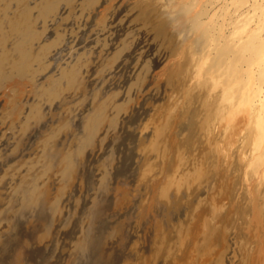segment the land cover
<instances>
[{"label":"rangeland","instance_id":"1","mask_svg":"<svg viewBox=\"0 0 264 264\" xmlns=\"http://www.w3.org/2000/svg\"><path fill=\"white\" fill-rule=\"evenodd\" d=\"M147 2L2 0L0 21H17V25L22 23V31L37 32L39 38L27 53L36 56L41 48L42 52L37 58L29 55L33 70L27 77L31 82L17 76L24 87L10 84L3 89L5 93L0 92V264H90L98 243L105 251L114 252L130 242L125 254L135 242L150 249L158 231L175 235L177 219H185L192 211L187 208L191 195L193 204L201 196L202 206L207 208L199 209L204 212H209L214 197L219 206L224 201L220 210L222 207V213L238 218L234 217L236 230L249 232L255 226L251 223L252 194L241 188L245 187L243 181L246 184L244 172L234 157L229 165L219 164L208 132L201 126V114H188L186 123L193 119L194 125L181 135L174 122L164 126L161 136L154 133L158 124H166L165 109L180 88L174 91L178 82L170 63L176 60L169 51L176 46L170 43L173 33L164 26L168 32L164 37L158 35L154 28L160 13H149L155 6ZM164 6L175 5L169 2ZM12 46V39L5 40L6 49ZM169 67L172 70L167 72ZM189 106L197 107V103ZM187 109L189 113L191 108ZM196 145L206 148V153ZM178 155L195 163L206 160L204 170L213 166L208 174L214 180L209 175V187L201 184L200 190L189 185L201 194L189 187L190 192L188 186L178 190L185 204L174 202V192H179L171 189V205H164V177L178 172H173L179 166ZM203 156L211 157L209 163ZM220 183H225L224 187ZM244 200L249 201L248 206ZM260 203L258 209L264 212V201ZM239 235L237 240H241ZM236 244L218 252L225 257L222 263H211L264 264V248L256 252L252 246L244 248L240 241ZM125 259V255H116L113 260L123 264ZM127 262L138 263L137 258ZM154 264L170 262L164 256Z\"/></svg>","mask_w":264,"mask_h":264},{"label":"bare ground","instance_id":"2","mask_svg":"<svg viewBox=\"0 0 264 264\" xmlns=\"http://www.w3.org/2000/svg\"><path fill=\"white\" fill-rule=\"evenodd\" d=\"M169 2H172L175 6H164V3ZM148 4H154L155 6L154 8L152 7V11L154 10V12L150 11V9V12L148 11L149 13L152 15L153 13H160L158 14L156 22L154 21L156 24L154 29L158 31V35L163 37L166 35L168 30H166L167 28L163 29L164 26H168V29L171 28L170 33H173L174 40L170 43L174 45L176 44V46L175 48H170L171 50L169 51L171 52V57L173 56L176 60L175 63L172 60L173 64L172 62L170 63L174 68L173 74L175 73L174 77L177 78L178 82V85L174 86V91L176 88H180L179 92L177 91V94H174L173 92V100H170L172 97L169 95L171 98L168 100H170L169 102L171 103L169 106L168 102L169 107H165L167 113L165 122H167L166 124H158L159 126L155 128L154 133L161 136L164 131V126L170 125L168 124L169 122H174L177 125L176 128L178 129V134L181 135L182 132L190 130L191 124L194 125L192 117L191 124L186 123V119L189 117L188 114L191 113V115H194L193 117H195L196 114H201V126L206 132H208V141L212 143L210 144L213 145L212 147L217 152L215 158L218 160L219 164L223 163L229 165L232 157H234V160L236 161L235 163H237V166L242 170L241 172H244V175H242L246 180V184L241 180L238 182H242L245 187L241 188H245L250 194H252L251 198L254 201L253 207L250 206L251 198L248 199L252 211L254 209L253 215H251V223L255 226L252 225V229L249 232H242L238 228L236 230V227L233 226V223H235V216H232L229 213H222V209H224L222 207L225 206L224 201L222 205L220 204V206H222L221 211L220 206L217 203L218 201L214 202L215 197H212L214 205H212L213 202L210 204V201L209 212H204V210L201 211L199 209L205 204L204 200H201V196L199 197L200 200L198 199V203H194V205L192 201L194 197L191 195L192 199L188 196L190 206L187 208L192 211H189V213L187 211L188 214L185 219L181 216L184 220L178 218L176 221L177 223L174 225L172 224L175 229L174 236L172 233H169V231H164L163 234L158 231V234L160 233L162 236L159 235L160 237H158V234L156 235V240H153V244L149 247L150 249L141 245L138 247L135 242L136 244L134 243L130 248L131 252L126 254L125 252L130 242L121 245L119 250L114 252L105 251L98 243L97 249L95 248L92 255V261L90 264H117V261L113 260L116 255L119 257L125 255L126 259L123 264H154V261L157 258H162L164 256H166L170 264H212L211 262L213 260L222 263L223 258L225 257L219 256L220 253L218 254V252L230 249L233 245L238 246L236 244L237 241H240L244 248L252 246L256 252H259L264 248V223L262 221L264 212L258 209L260 208V201H264V0H148L146 5ZM0 6H2V0H0ZM52 7L53 6L50 8ZM8 22V20L7 22H5V20L0 21V35L2 36L0 38V92L9 87L10 84H17V86L20 85L18 86L19 88L24 87V83H22L21 80H18L16 78L17 76L24 80V82L25 80L29 81L30 78L27 76L29 75V72L33 70L31 65L33 62L30 64L31 58L29 55L31 54L28 55L27 50L32 42L39 38L37 32L29 33L25 29L22 31V23L17 25V21H10L11 24H8ZM6 24H8L9 27H5ZM6 28L7 30H5ZM177 34L179 35L177 36ZM9 38L13 41L12 49H6L4 47L5 40ZM169 39L172 38L169 37ZM41 49L40 51L42 52ZM30 52L31 50L29 53ZM36 56H32V58ZM170 69L171 67L168 68L167 72H169ZM178 94L179 96L177 97ZM193 103H197V107L194 106L193 108L189 106ZM187 108H191L189 113H187ZM170 129H172V127ZM166 130L170 131L169 129ZM192 131L191 133L194 134ZM191 135L189 140H191ZM185 136L187 138V135ZM167 141L169 142V140ZM161 145L160 151L162 149ZM173 146L176 147L175 143H173ZM163 147L165 148V144ZM197 147H199V145ZM202 147L200 151H205L206 148L204 147L205 150H202ZM185 150L186 149L183 147L182 151ZM206 151L204 153H206ZM181 154L180 151V155ZM180 155H178V159L176 158V161L179 164L177 167L179 170H176L177 168H175V170L173 169V172H178L176 174L166 173V177H164L165 181L162 191L164 205H171V189L175 188V191H178L181 190V188L188 186L187 190L191 188L192 192L197 193L202 187L210 185L208 184V181L210 180L209 178L212 177L211 174H208L210 165L208 164L209 168H207L206 171L204 170L206 166L203 162L206 160L201 158V160L198 159L199 162L195 163V161L192 160L194 161L192 162L190 160L192 158H190L189 161L192 162V164H195L189 166V161L186 160L187 157L185 158L186 154L183 157ZM203 157L206 158V156ZM160 158L163 159V156ZM164 158H166L165 155ZM210 158H206L207 161H210ZM168 165H172V162ZM164 166L165 165H163V167ZM217 166L219 165L217 164ZM234 166L235 164L233 167ZM173 167H175V165H173ZM168 168L170 169V167H167L165 170L168 171ZM219 168L222 167L220 166ZM224 168L226 167H223V169ZM226 170H228V168ZM220 171H222V169ZM238 172L239 171H237V173ZM220 173L222 174V172ZM226 173L227 172L225 171L222 175L224 176ZM216 174L217 173H215V175ZM221 176L216 177L221 178ZM234 176H239L238 178H240L241 175L236 174ZM238 178H236V180H238ZM213 180L214 177H212V181ZM252 181L254 182L252 183ZM195 182L198 183L195 184ZM224 182L226 183V181ZM190 184L197 185V187H200L201 184L203 186L200 188L195 187V190L198 189L195 191L192 188L194 186H189ZM214 184L218 183L216 182ZM220 184L222 186L224 185L222 183ZM226 185L228 184L226 183ZM237 185L238 183L235 186ZM215 186H212L213 190H211L213 192ZM238 186L240 188V184ZM238 186L236 187L237 189ZM236 188L234 189L237 191ZM191 190L189 191L191 192ZM208 190L209 188L207 191ZM223 190L225 189L223 188ZM212 191L209 192L212 193ZM219 191L215 190V192ZM178 192L179 193L174 192L176 193V196L174 197V202L176 204H179L178 201H180V203L183 201V198L180 197L181 191ZM199 193L200 192H198V194ZM210 193L208 195H211ZM223 194H225V191L221 195L224 196ZM221 195L220 198L222 197ZM205 197L206 196H204V199ZM243 198H245V196ZM231 200L233 201V199ZM249 201L247 202L249 203ZM184 202L182 203L185 204ZM234 202L236 201L234 200ZM202 203H204L203 206ZM186 204L187 206L189 205L188 203ZM198 204H201V206ZM231 204L230 206H232ZM205 206L206 209L207 205ZM198 209L201 212H197ZM182 213L183 212H181V215ZM179 215L177 217H179ZM235 219L238 218L235 217ZM248 224H250V222ZM258 226H260V228ZM170 229L174 233V230H172V228ZM237 234H241V240H237V237L239 239L240 236H237ZM102 249L104 254H101ZM136 258L138 263L127 262L132 259L135 260ZM241 261H244V259Z\"/></svg>","mask_w":264,"mask_h":264}]
</instances>
